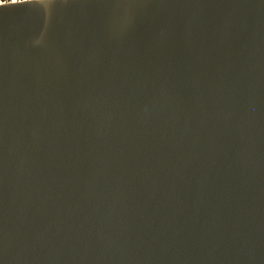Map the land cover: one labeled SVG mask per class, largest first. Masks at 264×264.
<instances>
[{"label": "water", "instance_id": "1", "mask_svg": "<svg viewBox=\"0 0 264 264\" xmlns=\"http://www.w3.org/2000/svg\"><path fill=\"white\" fill-rule=\"evenodd\" d=\"M0 264H264V0H0Z\"/></svg>", "mask_w": 264, "mask_h": 264}]
</instances>
